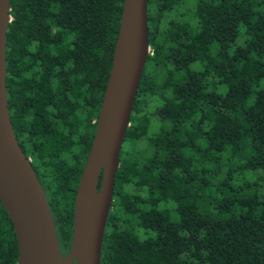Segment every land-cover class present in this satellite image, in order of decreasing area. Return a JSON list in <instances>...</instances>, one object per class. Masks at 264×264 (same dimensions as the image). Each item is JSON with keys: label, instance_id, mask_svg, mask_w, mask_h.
<instances>
[{"label": "trees", "instance_id": "trees-1", "mask_svg": "<svg viewBox=\"0 0 264 264\" xmlns=\"http://www.w3.org/2000/svg\"><path fill=\"white\" fill-rule=\"evenodd\" d=\"M124 0H11L7 90L64 256ZM101 264H264V0H149ZM0 200V264H18Z\"/></svg>", "mask_w": 264, "mask_h": 264}, {"label": "water", "instance_id": "water-1", "mask_svg": "<svg viewBox=\"0 0 264 264\" xmlns=\"http://www.w3.org/2000/svg\"><path fill=\"white\" fill-rule=\"evenodd\" d=\"M149 0H124L112 70L77 189L72 246L64 256L47 194L14 130L7 90L11 0H0V200L18 240V264H101L115 181L151 52Z\"/></svg>", "mask_w": 264, "mask_h": 264}]
</instances>
